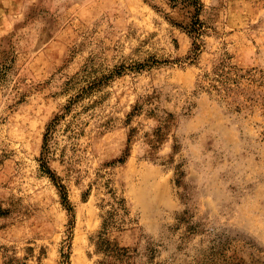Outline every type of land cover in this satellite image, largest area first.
<instances>
[{
    "label": "rangeland",
    "instance_id": "1",
    "mask_svg": "<svg viewBox=\"0 0 264 264\" xmlns=\"http://www.w3.org/2000/svg\"><path fill=\"white\" fill-rule=\"evenodd\" d=\"M202 2L196 50L165 0H0V264H96L108 212L115 264H264V0Z\"/></svg>",
    "mask_w": 264,
    "mask_h": 264
},
{
    "label": "trees",
    "instance_id": "2",
    "mask_svg": "<svg viewBox=\"0 0 264 264\" xmlns=\"http://www.w3.org/2000/svg\"><path fill=\"white\" fill-rule=\"evenodd\" d=\"M167 5L178 15V19L174 23L182 27L190 36L195 40V49L200 48L201 36L204 32V22L201 20V12L203 9L202 0H165ZM5 72L0 68V81L4 79ZM68 110V108H65ZM63 115L56 116L52 122L48 125L44 136V154L42 153L41 168L42 171L47 173L54 182L56 177L51 172L48 165V156L45 153L47 148V141L51 132L55 129L58 121L61 120ZM47 152V151H46ZM57 183V182H56ZM60 190L61 197L64 201H67V195L65 186L62 184H56ZM119 216V213H118ZM122 220V218H120ZM118 222L116 212H108V215L104 218L102 229L99 231L97 238L94 240L96 252L102 256V259L98 260L96 264H115V260L125 261V259L132 258L129 247H121L112 238V229Z\"/></svg>",
    "mask_w": 264,
    "mask_h": 264
}]
</instances>
